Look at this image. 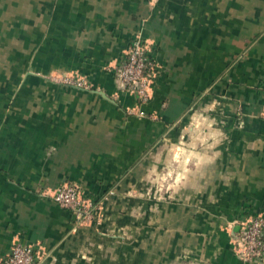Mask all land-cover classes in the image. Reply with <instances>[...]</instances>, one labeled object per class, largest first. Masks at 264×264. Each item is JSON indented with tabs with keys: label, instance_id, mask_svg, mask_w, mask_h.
<instances>
[{
	"label": "crops",
	"instance_id": "1",
	"mask_svg": "<svg viewBox=\"0 0 264 264\" xmlns=\"http://www.w3.org/2000/svg\"><path fill=\"white\" fill-rule=\"evenodd\" d=\"M138 35L142 105L113 74ZM0 56L25 60L0 63V260L250 264L232 235L264 212V0H0ZM64 182L96 205L76 230Z\"/></svg>",
	"mask_w": 264,
	"mask_h": 264
},
{
	"label": "built area",
	"instance_id": "2",
	"mask_svg": "<svg viewBox=\"0 0 264 264\" xmlns=\"http://www.w3.org/2000/svg\"><path fill=\"white\" fill-rule=\"evenodd\" d=\"M158 64L151 55L148 43L141 36L132 39L119 63L113 67L117 91L135 96L140 104L149 100L152 81ZM76 86L89 88L84 81L76 80ZM140 115L142 111L138 112ZM52 199L73 214V230L95 217L96 205L84 199L78 185L62 183ZM239 228L233 232L235 249L239 257L250 264H264V212L249 215L237 221ZM50 255L31 244L14 243L0 260V264H47Z\"/></svg>",
	"mask_w": 264,
	"mask_h": 264
},
{
	"label": "rangeland",
	"instance_id": "3",
	"mask_svg": "<svg viewBox=\"0 0 264 264\" xmlns=\"http://www.w3.org/2000/svg\"><path fill=\"white\" fill-rule=\"evenodd\" d=\"M16 63L17 65L23 64L25 62L24 57L14 56H0V63ZM51 79L55 81H64L66 83H76V73H55L50 76Z\"/></svg>",
	"mask_w": 264,
	"mask_h": 264
},
{
	"label": "trees",
	"instance_id": "4",
	"mask_svg": "<svg viewBox=\"0 0 264 264\" xmlns=\"http://www.w3.org/2000/svg\"><path fill=\"white\" fill-rule=\"evenodd\" d=\"M157 73H158V71H157ZM156 75H157V74H156ZM155 77H156V76H155ZM134 97H135V96H134ZM135 99H136L135 104H140L139 101H138V99H137L136 97H135ZM143 104H144V103H143ZM140 105H142V104H140ZM140 105H139V106H140Z\"/></svg>",
	"mask_w": 264,
	"mask_h": 264
}]
</instances>
